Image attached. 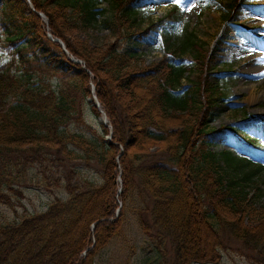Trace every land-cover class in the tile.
Returning <instances> with one entry per match:
<instances>
[{
	"label": "trees",
	"instance_id": "16d2710c",
	"mask_svg": "<svg viewBox=\"0 0 264 264\" xmlns=\"http://www.w3.org/2000/svg\"><path fill=\"white\" fill-rule=\"evenodd\" d=\"M140 1L147 0H31V8L28 0H0V31L11 57L5 62L0 57V202L10 207L20 202L34 169L41 173L40 186H61L67 193L43 213L0 225V264H94L98 252L121 235L135 191L155 201L152 227L144 207L137 209L141 228L160 227L173 236L175 264L217 263L219 228L229 223L233 236L264 263V211L258 212L264 206L253 202L261 193L255 178L263 167L264 117L235 108L244 129L212 126L215 108L226 97L212 75L222 70L212 66V52L193 34L178 46L169 38L162 60L145 67L136 48ZM232 2L229 19L245 0ZM90 28L109 31L114 41L89 46L68 38L73 29ZM189 50L197 76L183 86L193 70L181 61ZM86 98L96 115H107L112 141L105 139L108 127L95 140L69 131L73 122H82ZM170 121L183 126L170 129ZM230 139L234 152L212 150ZM152 145L161 149L149 152ZM239 151L254 152L259 161ZM74 160L97 161L100 182L74 183L78 170L62 174L60 168ZM249 184L256 188L254 198L246 192ZM219 208L238 217L228 223Z\"/></svg>",
	"mask_w": 264,
	"mask_h": 264
},
{
	"label": "rangeland",
	"instance_id": "374dc122",
	"mask_svg": "<svg viewBox=\"0 0 264 264\" xmlns=\"http://www.w3.org/2000/svg\"><path fill=\"white\" fill-rule=\"evenodd\" d=\"M232 3V0H195L196 6L191 11L184 10L183 4L177 5L171 0H147L138 4L140 20L138 33L142 35L137 37L136 48L142 53L141 59L145 67L162 60L169 38L172 39L174 46H178L184 38L193 34L194 40L199 45H202L208 53L212 52V66L222 70L213 74L212 80L224 88L226 93L224 101L215 108L212 126L216 128L225 125H238L243 128V117L233 111L235 108L245 111L251 118L264 117V0H245L235 10V15L229 19ZM30 6L33 7L31 4ZM104 6L107 4L105 3ZM44 21L47 23V18ZM153 24L155 28L143 33ZM68 38L89 46H104L114 41L109 31L102 28L73 29L68 34ZM5 44L4 33L0 31V57L3 62L11 58L9 51L4 47ZM134 47L135 45H131L130 49L134 50ZM190 51L181 56V61L185 62L186 66L193 67V70L186 75L188 81L185 80L183 86L194 81L197 76L196 57ZM81 64L85 67L84 62ZM53 83L58 85V80L55 79ZM253 88L254 92H252ZM93 99L96 101L95 97ZM81 105L82 122H73L68 127L69 131L78 132L95 140L99 139L108 127L109 133L105 139L112 141V126L107 115L99 117L93 112L91 98L82 100ZM181 123L170 121L168 128L180 129L183 126ZM252 134L260 136L255 130ZM160 149V145H152L148 151L156 153ZM234 149L236 144L233 140L212 148L213 151L221 154L226 150ZM240 152L243 156L249 154L245 151ZM249 155L254 156V154ZM71 170L80 171L78 178L75 177L73 180L74 183L79 178L96 183L101 180L102 170L97 161L74 160L60 168L62 174L70 173ZM30 173L32 183L23 188L20 202L13 203L14 206L11 207L0 202V225L20 223L25 214L43 213L55 199L67 198V193L61 186L54 189L40 186L38 182L42 176L38 169L31 170ZM259 173L255 181L260 184L261 193L253 202L255 206L261 208L264 206V167ZM246 192L249 198H254L257 193L253 184L247 186ZM154 202L148 194L141 196L139 191H135V196L126 211L121 235L111 239L109 244L98 252L94 264H175L177 243L173 236L158 231L159 226L150 232L141 228L137 209L144 207V219L152 227L154 221L151 209ZM262 211L264 209L261 211L258 209L259 213ZM219 214L228 223L238 217L230 210L227 212L220 208ZM249 222V218L244 220L245 225ZM255 222L256 220L253 221ZM230 225L229 223L219 228L222 242L219 248L220 259L213 264H264L258 260L255 252L252 253L242 241L233 236Z\"/></svg>",
	"mask_w": 264,
	"mask_h": 264
},
{
	"label": "snow or ice",
	"instance_id": "6c2138e0",
	"mask_svg": "<svg viewBox=\"0 0 264 264\" xmlns=\"http://www.w3.org/2000/svg\"><path fill=\"white\" fill-rule=\"evenodd\" d=\"M171 2L177 5L183 4L186 11H191L196 6L195 0H171Z\"/></svg>",
	"mask_w": 264,
	"mask_h": 264
},
{
	"label": "water",
	"instance_id": "95a60500",
	"mask_svg": "<svg viewBox=\"0 0 264 264\" xmlns=\"http://www.w3.org/2000/svg\"><path fill=\"white\" fill-rule=\"evenodd\" d=\"M40 16H41L42 18H45V15H44L43 13H41ZM49 37H50L51 39H53L51 34L49 35ZM53 41H55V42H57V43L59 42L60 45L62 46V48L66 51V49H65V44L63 43V41H61V40H59V39H53ZM67 53H68V52H67ZM70 59H71L73 62H76V63H79V64L82 63V62H80L79 60L75 59L74 57H70Z\"/></svg>",
	"mask_w": 264,
	"mask_h": 264
},
{
	"label": "bare ground",
	"instance_id": "6f19581e",
	"mask_svg": "<svg viewBox=\"0 0 264 264\" xmlns=\"http://www.w3.org/2000/svg\"><path fill=\"white\" fill-rule=\"evenodd\" d=\"M254 87H255V86H254ZM254 91H255V89L253 88V89H252V92H254ZM208 234H209V233H208Z\"/></svg>",
	"mask_w": 264,
	"mask_h": 264
}]
</instances>
